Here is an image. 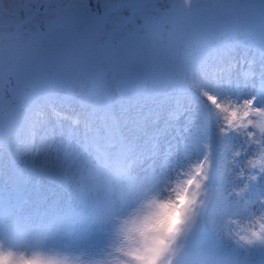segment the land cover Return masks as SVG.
I'll list each match as a JSON object with an SVG mask.
<instances>
[{"label": "snow or ice", "instance_id": "obj_1", "mask_svg": "<svg viewBox=\"0 0 264 264\" xmlns=\"http://www.w3.org/2000/svg\"><path fill=\"white\" fill-rule=\"evenodd\" d=\"M0 264H264V0H0Z\"/></svg>", "mask_w": 264, "mask_h": 264}]
</instances>
